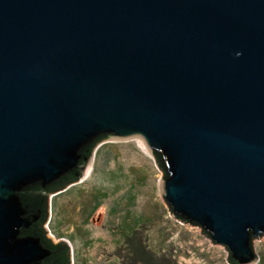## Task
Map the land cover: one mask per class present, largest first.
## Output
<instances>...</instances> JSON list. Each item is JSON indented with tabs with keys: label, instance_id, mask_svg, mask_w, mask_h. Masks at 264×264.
<instances>
[{
	"label": "water",
	"instance_id": "95a60500",
	"mask_svg": "<svg viewBox=\"0 0 264 264\" xmlns=\"http://www.w3.org/2000/svg\"><path fill=\"white\" fill-rule=\"evenodd\" d=\"M132 139L171 215L257 264L264 0H0V264H64L49 195Z\"/></svg>",
	"mask_w": 264,
	"mask_h": 264
},
{
	"label": "rangeland",
	"instance_id": "374dc122",
	"mask_svg": "<svg viewBox=\"0 0 264 264\" xmlns=\"http://www.w3.org/2000/svg\"><path fill=\"white\" fill-rule=\"evenodd\" d=\"M139 143L100 146L85 179L49 195L46 239L69 247V264H229L226 248L171 215L164 174ZM253 248L264 264V237Z\"/></svg>",
	"mask_w": 264,
	"mask_h": 264
},
{
	"label": "trees",
	"instance_id": "16d2710c",
	"mask_svg": "<svg viewBox=\"0 0 264 264\" xmlns=\"http://www.w3.org/2000/svg\"><path fill=\"white\" fill-rule=\"evenodd\" d=\"M94 148H91L89 150V152L87 153L88 155H91L92 152H93ZM77 181H75L74 179H70L69 181H67L65 183V185L59 189H56V190H53V192H57V191H60V190H63L65 187H67L68 185L70 184H73V183H76ZM40 197V193L39 192H35L31 197H30V201H34V200H37L38 198ZM188 224V223H187ZM37 233L38 234H42L44 237H45V233L43 231V226H38L37 228ZM45 241L50 244L52 247H62L64 249V253H63V260H64V264H69V248L67 245H63V244H60V245H53L51 243V241L47 240L46 237H45ZM230 260V259H229ZM231 264H235L234 262L230 261Z\"/></svg>",
	"mask_w": 264,
	"mask_h": 264
},
{
	"label": "bare ground",
	"instance_id": "6f19581e",
	"mask_svg": "<svg viewBox=\"0 0 264 264\" xmlns=\"http://www.w3.org/2000/svg\"><path fill=\"white\" fill-rule=\"evenodd\" d=\"M140 153H143V154H145V155H147V156H149L148 154H146L145 152H144V150H143V147H142V145H141V143H139V150H138ZM92 169V168H91ZM107 177V176H106ZM105 177V178H106ZM100 179H103L102 178V176H101V178ZM101 210V209H100ZM102 212V211H101Z\"/></svg>",
	"mask_w": 264,
	"mask_h": 264
}]
</instances>
